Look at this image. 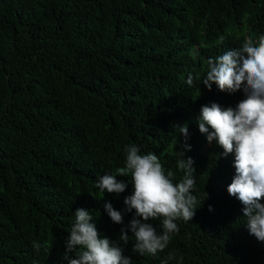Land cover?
I'll return each instance as SVG.
<instances>
[{"label":"trees","instance_id":"trees-1","mask_svg":"<svg viewBox=\"0 0 264 264\" xmlns=\"http://www.w3.org/2000/svg\"><path fill=\"white\" fill-rule=\"evenodd\" d=\"M262 35L264 0H0V264H69L77 209L133 264H264V243L227 191L234 154L223 157L196 123L202 106L244 99L201 83L207 60ZM185 123L195 215L177 221L163 252L133 253L134 237L125 245L104 208L127 224L131 184L119 195L94 185L133 144L181 180L185 138L173 126Z\"/></svg>","mask_w":264,"mask_h":264},{"label":"clouds","instance_id":"clouds-1","mask_svg":"<svg viewBox=\"0 0 264 264\" xmlns=\"http://www.w3.org/2000/svg\"><path fill=\"white\" fill-rule=\"evenodd\" d=\"M201 83L209 91L215 84L221 92L244 94L235 107L222 108L217 103L202 106L196 123L209 143L215 140L223 149V157L234 154L235 175L228 194L243 205L249 235L264 243V35L258 40L248 37L240 47L209 58ZM187 84H193L191 74ZM173 127L185 138L182 150L176 152L180 157L177 168L184 173L181 180L175 181V173L166 170L155 153L141 154L140 148L133 144L124 149V166L114 174H104L94 185L102 194L119 195L131 184L132 194L123 201L124 212H134L127 224L122 213L110 203L104 208L113 223L123 225L119 239L125 245L129 243V232L134 237L132 251L139 255L155 256L163 252L179 231L177 221H192L197 210L198 201L193 194L194 161L191 157L184 158L191 150L186 143L188 125ZM117 177H130V180L126 183ZM74 216L75 222L65 240V259L69 264H133L122 247L101 238L89 211L77 209ZM153 221L160 222L159 232ZM34 248L39 251L41 245L36 243ZM68 253H74L75 258H70Z\"/></svg>","mask_w":264,"mask_h":264}]
</instances>
